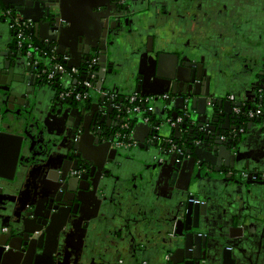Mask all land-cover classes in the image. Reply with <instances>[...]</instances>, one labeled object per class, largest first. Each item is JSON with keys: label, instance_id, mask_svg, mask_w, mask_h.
Here are the masks:
<instances>
[{"label": "crops", "instance_id": "1", "mask_svg": "<svg viewBox=\"0 0 264 264\" xmlns=\"http://www.w3.org/2000/svg\"><path fill=\"white\" fill-rule=\"evenodd\" d=\"M120 1L121 0H63V15L68 22L63 25L62 29L50 32L48 28H42L40 25L39 29H36L34 34L32 33L31 35V33H29L36 44H48L47 41L50 42L49 39L54 37L53 44L55 50L58 51L56 55L59 60H65L66 58V65H71L72 67L82 70L87 67L86 65L93 59H96L98 64L97 67H95V72L98 78L97 83H95L96 95L93 96L97 97L98 102H100V98L106 91L123 96L132 95L134 93L140 94L136 91L138 85L146 92H155L158 88L161 90L162 87H165L161 86V83L155 80L159 62H157V56H155L154 61L152 60L153 56L149 51L148 39L151 35L153 36L154 25H152L147 34L141 37V44L137 51L139 58L136 57L137 61H134L135 69L138 67L137 69H140L142 73L138 74L139 71L135 70V74L131 77H127L125 74L116 75L112 73L109 78L106 76L107 68H105L103 72L104 69L99 67L102 56L98 51L100 50L99 47H101L103 33L112 31L111 36L114 38L120 30H112V23H117L120 19H122L124 23L126 18H129L126 20H130V24L132 21L135 22L133 20V15L136 14L135 12H138L137 6L142 2L141 0H127V4H123L124 7L122 6L121 8ZM144 1L148 3V0ZM25 2V0H1V5H14L17 9H23L22 6ZM209 2L208 4L204 3L205 8H202L200 13H198L199 23L196 26L197 32L191 34L192 36L198 37L194 44H198L202 47V45L207 44L206 40L209 39V36L213 35L211 40L215 38L216 42H213V44L208 43L207 46L212 47L213 45V47L216 48L214 52H216L217 56L221 54L219 48H221L222 42L226 41L228 48L231 46L238 48L235 51L237 53L239 49H244L243 52L238 53L239 59H244L250 64L249 66L246 64L249 69L243 72L245 74L232 75L229 74L228 71L223 72V77H220L213 85L215 93L213 98L214 100L224 101L223 106L228 102L229 104L233 103L234 106L238 104L241 105V107L236 106L235 108L248 109V107H250L253 109L261 101V98H264V8L257 10L261 12V15L257 16L256 12L250 13L247 8L241 7L242 3H240L239 0H212ZM119 8H121V12H119ZM125 10H127L129 14L125 15ZM16 14L17 16H22L20 11H16ZM158 15L162 18L160 19L161 21L156 24L157 26L164 23L163 16H161V14ZM34 26L35 24L31 23V27L33 28ZM123 36L124 35L121 33L117 38L121 39L120 41L123 40V43H125V38ZM14 38L15 36L12 33V29H10L7 19L3 17L2 11H0V51H12L14 54L16 52L13 47ZM227 41H229V43ZM113 45L111 53L113 55V60L117 61V57L124 53H118L119 45L116 42ZM123 48L125 49L124 55L127 53V57L129 58L131 52L130 50L126 52L128 45L125 43ZM172 53L173 52L170 50L169 54ZM4 60L15 62L17 59L15 60V58H13L10 60L9 57H5ZM221 61L222 57L220 55V63ZM152 63L154 67L151 66ZM26 65L27 62L22 68L17 67L14 74L20 78L29 77L30 73L24 70ZM101 72L104 73L102 79L104 90H99V88H97L101 80L99 76ZM172 73L173 66L171 59L169 56H166L160 61V74L170 77ZM89 74L90 71L87 76H84L88 78ZM140 76L149 78L143 81L138 79ZM237 76L239 79L234 82L233 80ZM166 77L157 79L169 83V79ZM58 83L61 87L63 86V89H70L75 84V81L71 77H64L60 79ZM170 83H173V81L170 80ZM25 86L26 85H24V87ZM26 88L27 86L25 89ZM182 88L183 87H181L179 91H181ZM172 90L170 92L171 95ZM22 91L24 93L22 100L29 103V107L26 106L25 108L29 112L31 111L29 117L30 121L28 120V126H26L29 127L28 131L31 133L44 125L40 123V117H46L48 122H55L56 125L58 124L61 128L68 124L73 125L77 119L79 120L77 124H84L83 120L85 118L82 119L83 116H81L80 112L75 111L74 107L71 109L62 108L61 114L54 112V104L64 103V101L59 98V94H57L51 86L39 85L37 83V86L33 89L34 95L28 94L25 90ZM56 97L57 100L55 101ZM94 100L97 101L96 99ZM102 101H105V99ZM84 106L86 105L80 104V107ZM261 106L263 107L264 105ZM101 107L102 105L99 104L98 109L100 113H102L104 109ZM234 109L232 113L236 115ZM70 117H72V119H69ZM156 117H158L156 119L157 121L159 118L162 119V115L159 113H157ZM261 118L264 121V116ZM256 119L257 118L252 120V122L246 123L247 125H241L245 126V129L244 127L242 129V135L245 136L241 141L237 142L238 147L227 149L220 146L221 148H217L215 153L212 152V154L207 153V151L205 152V150L201 151V153L204 154V158L209 162L204 161L203 163L217 170V172L214 173L215 175L218 177H228L225 173V166H229L233 163L231 156L234 155L236 157L234 165L240 170L247 171L248 168L249 171H251H248L250 177L253 176L255 171L260 173L261 169L264 170V122L257 123ZM118 121L119 120L111 116L108 123L99 122V124L103 126L104 130L107 129L112 132L117 128ZM154 124L155 122L150 125L154 126ZM160 124L163 130L161 129L158 131V137H161V140H165L169 138L170 133L163 123ZM248 124H250L249 127ZM61 131L62 129L58 131L60 133L54 137L55 139L58 138L57 136H61ZM141 133L138 134L136 131L133 132L132 138L134 141L137 140L136 142H143L150 146L154 138L151 136L148 138V135ZM29 144H31L30 141L28 145L25 142L18 162H21L22 156L25 157V155L28 154ZM36 144L40 145L38 142H35V145ZM15 146L16 144L14 142H10L8 147H3L5 149L2 148L4 150L3 154L1 152L2 157L10 164L11 162L4 154L5 151L9 149L14 150ZM234 150L236 151L235 153ZM161 151L164 153L165 149H161ZM154 154V150L148 149V151H145L142 149H135V151L127 150L120 155L117 165L120 167L123 166L125 170H120L121 172L119 171V173H117L115 179L117 184L114 183L115 189L113 191L107 186V194L110 201L105 206V213L101 218L100 223L102 224V228L100 229L98 223L94 225L92 229V232H95V237L93 238L94 243L88 250V253L94 258L92 262L96 264H129L132 263L133 260H136L139 263L142 253H144L145 250H153V246H155L153 245L154 242L162 238V236L167 233L168 229L171 231V226L168 227L166 224L169 222L167 215L170 210L173 209L172 207L175 206L172 204L174 193H172L173 188H171V181L175 169L173 171L172 169L170 170L169 168L166 169L163 167V159H159L160 163L157 164ZM170 163L171 162H168L167 165ZM5 171L9 173L8 169ZM198 172L200 171L188 163L186 166L184 165L183 170H180V172L176 170L178 177H175L177 181H179L181 187L182 185L187 186L188 183L191 182L195 189H197L195 196H199L201 204L205 205L207 210H211L212 217H208V223L211 225L210 228H205V231H207L209 235L212 232L214 235L212 241L215 243L219 242V238L223 235V231H225L224 225L228 224L227 217H237L243 220L242 223H244L245 226L241 224L240 227L243 229L242 232L236 235L232 240L230 239L235 242V244L232 245L233 254L237 258L234 264H264V185L262 183L239 185L232 183L234 177H232V180L230 179L231 181H223L216 179L211 173L206 176V173ZM2 173L5 172L2 171ZM189 174L190 176H188ZM262 174L264 175V173H261V175ZM37 175L38 173L34 176ZM196 176L200 177V179ZM187 177H189V181L186 180ZM143 186H148V189L145 190ZM213 199L214 201H212V204H208V201ZM215 199L218 202L216 205ZM155 200L159 202V205L154 203ZM94 209L95 204L93 202L88 201L82 204V210L87 216L91 215ZM225 210L227 214H224ZM238 226L239 225L236 226V229H238ZM159 227H165V232L162 236L157 232ZM6 228L4 227L3 234L7 233ZM80 234L81 232H78L75 236L72 234V241L68 248L71 253L68 254L64 252L63 256L65 259L61 257L59 260L61 261L60 264H73L75 256L72 253L78 250L77 246L79 247ZM59 249L61 250V248ZM220 250L221 248L216 251V254L214 252V256H220ZM208 253H213L209 247L206 249V254ZM101 254L106 256V259L103 261L100 260ZM157 259H159V255L155 256V260ZM86 263L91 264L90 259H88ZM214 264H231V262H223L222 260L219 261V258H215Z\"/></svg>", "mask_w": 264, "mask_h": 264}, {"label": "water", "instance_id": "2", "mask_svg": "<svg viewBox=\"0 0 264 264\" xmlns=\"http://www.w3.org/2000/svg\"><path fill=\"white\" fill-rule=\"evenodd\" d=\"M25 1L26 2L22 6L23 9L16 8V11H20L21 15L23 16L25 13H27L28 15L26 18L22 16L24 20L35 24L33 28L30 26L31 35L32 33L34 34L36 29H39L40 25L42 28H48L50 32H55L56 30L62 29L64 24H67L68 21L63 15L62 4H60L61 0ZM125 12V15L129 14L127 13V10H125ZM135 13L136 14L133 15V20L135 22L132 21L131 24L129 23L130 20H126L129 18H126L124 20V23L122 22V19H120L119 22L111 24L112 30H120L117 36L114 37L117 39L116 43L119 45L118 53L125 54L123 45L126 43L128 45L126 52L127 50H130L131 52L129 58L127 57L126 53V55L123 54L118 56L116 59L117 61H114L113 55L111 53L114 44V38H112L111 36L112 31L109 33H103L101 47H99L100 50L98 51L102 56L99 67L104 69L103 72L105 71V68H107L106 76L108 77L111 76L112 73H115L116 75L125 74L127 77H131L135 74V70L139 71L138 74L142 73L140 69H137L138 67L135 69L134 61H137V51L139 50L142 39V36L139 33V29L142 26H145V20L147 19V16L146 13ZM122 23L124 24V26ZM156 24L157 22H155L153 26V36L151 35V37L149 38V51L153 56L152 60L154 61L155 56H157V62H159L155 74V80L161 83V86L165 87H162L161 90L158 88L155 92H146L140 85H138L136 87V91L139 92L142 96L155 97L157 101L155 106L156 111L154 113V116H152V120H155V115H157V113L162 115V119L159 118L158 121H155L154 126H151V123H145L141 116L138 117L140 121L138 125L135 126L134 131H136L138 134L142 131L141 134L148 135V138L151 136L154 139L153 143L150 146L146 145L143 142H139L137 149H142L145 151H148V149L154 150V157H156L155 161L157 162V164L160 163L159 159H163V167H165L166 169L169 168L170 170L172 169L173 171L175 169L174 176L171 181V188H173L172 193H174V200L172 201V204L175 206L172 207L173 209H171L169 214L167 215L169 222H167L168 224L166 225L169 227L175 221L179 222L181 230L182 225L185 228L184 230H182V233L184 234H182L183 236H181L183 237V240H185V247L183 250L184 259L180 261V264H214L215 258H219V261H230L231 264H234L236 263L237 258L232 251V245L235 244V242L231 240L236 235L242 232L243 229L240 226L241 224L245 226V224L242 223L243 220H240L237 217L228 218L226 215L228 224L224 225L225 231H223V235H221V237L219 238V242L217 243L212 242L211 244V241L207 239V236L200 237L199 235H195L192 232V229L198 231L199 228H190L189 222H200L201 218L208 221V217H212L210 212L211 210H207L205 205H201L199 196H195V194L197 193V189H195L194 185L191 182H189L187 186L182 185L181 187L179 181H177V178L175 176L178 177V173H176V170L180 172V170H183L184 165L186 166L188 163H190V165H193L195 169L200 171L198 173L204 172L206 173V176L211 173L212 176H215V178L219 180H232V177H234L232 181V183L234 184L243 185L248 183H262L264 185V175H261V173H264L263 169H261L260 173L258 171H255L253 176L251 175L252 177H250V175L248 174V168L247 171L242 169L240 170L236 165H234L236 158L234 155L231 156V160H233V163H231V165L229 166H225V173L226 175H228V177H218L214 174L217 172V170L203 163L204 161H208L204 158V154L201 153L202 150H205V152L207 151V153L212 154V152L215 153L217 148L219 149L222 146L223 148L227 149H232V147L236 148L238 147L237 142L241 141V139L245 136L242 135V129L243 127L245 129V126H241V124L236 125L235 117H237V115H234L232 113L233 109L236 106L241 107V105L238 104L234 106L233 103L229 104L228 102H226V104L223 106L224 101L222 102V100H214L213 98V95H215L213 85L217 82L218 77H223V72L228 71L229 74L234 75L241 74L239 73V71H242H237L239 68L235 64H223L226 63V54H228V50L223 49L221 54L218 53L221 55L222 60H224L220 63V55L216 57L209 55L200 45L194 44L195 42L190 46H186L185 44H183L181 38L183 37L184 33L178 26H175L174 23L168 22L166 24L163 23L159 26H157ZM12 33L14 34L13 30ZM121 33L124 35L123 37L125 38V43H123V40L120 41L121 39L117 38L121 35ZM194 38L197 39L198 37ZM53 39L54 37L52 39H49L50 42L47 41L48 44L39 43V45L46 49V51L48 52L47 53L45 51V53L49 54L50 56L56 55L58 53V51L55 50ZM18 48L19 47L16 45V48L14 49L16 52L14 54L12 51H0V77L9 76L10 80H12L16 68H19V66H21L22 61L24 64L27 62L24 70L25 72H29L30 76L24 77V80H22V78L18 79L16 76L15 80L22 81L23 84L27 86L26 89H28V94L30 93V95H34L33 89H35L37 83L39 85H46V82H43L44 80H42L41 78L40 64L33 65V62L37 58H40L41 60L45 59L46 61H48L49 59L47 57L43 58L40 55H38L37 57L33 56L32 58H28L25 52H22L23 54H21L19 51L17 52ZM170 50L175 53L169 54ZM166 56H169L174 67L173 73L170 77L162 76L160 74V61ZM5 57H9L10 60L13 58L17 60L15 62H11L8 60H4ZM124 59L127 60V63L125 65L120 64ZM151 66L154 67V64L152 63ZM68 67L72 66L68 65ZM216 71L218 73V76ZM103 72L99 73L101 80L98 83L97 87L101 90L104 87L102 81L104 77ZM165 77L169 79V83H165L166 81L164 82L157 79ZM147 78L149 77H138V79L143 81H146ZM238 79L239 77L237 76L233 81L236 82L238 81ZM170 80L173 81V83H170ZM58 86L59 84L56 83L55 87ZM181 87L183 88L181 91H179ZM171 90V101L167 102L158 100V97L170 94ZM21 92H19L17 88L14 89V92L11 94L10 99L14 101L15 97L22 98L24 93L23 91ZM56 100L57 97L55 101ZM262 100L263 98H261V101ZM14 104L17 105V103ZM73 105V103L67 102H61L56 105L54 104V112H56L57 114H61L62 108L71 109L74 107L75 111L81 113V116H83L82 119L85 118L83 120L84 124L88 114L96 115L97 118L94 121V125L99 124V122L108 123L113 113V109L110 104L106 107V109L102 110L103 114L100 113L98 106L83 108L77 105ZM2 106L5 107V104L0 98V264H25L26 258H23L24 254H26V257L29 253H33L35 248L42 249L41 247H43V243L48 239V237H53L54 240L58 239L62 241L65 236L67 237V234L69 236H72V234H74L75 236L78 233L77 226H80L81 224H83L82 222L84 220H87V218H89L84 214L82 210V204L85 203V199L84 197H81L84 196L83 192L88 191L90 188V186L86 187L87 185L85 187L82 186L83 182L88 180V177H84L82 179H76V177H74L73 171H75L76 167L73 165V159H75V162L77 164L78 158H80L81 156L78 153L79 150L76 145L80 144L83 140H86L87 144H89L90 141H93L96 146H100V140L98 138L101 136L102 132H97V137H95L94 132L96 128L92 125L86 126V131L84 135H82V139H76L73 142L75 143V148L71 147L69 148V152L67 154L59 155L62 160L61 164L54 162L52 159V155L54 152L53 143L56 140L53 139L48 141V139L42 136L40 141H38V143L40 144V146L38 147L39 152H34L36 147L34 148L31 146V144H29L30 157L26 159L22 156L21 162H18L19 156H21L20 153L23 143L26 140V143L28 145V142H31L32 138L35 137L36 139V135L34 136L27 130H23L21 134H25V136H21L20 124H15L14 121L8 117L9 112L5 111V108ZM27 107H29V103H27ZM249 108L250 107H248V109ZM11 109H14V107H12ZM241 110L245 111L247 109ZM28 112L29 111L25 112V114L28 115L26 117L27 120L31 115V111L29 113ZM180 115L185 117V122L189 125L182 124L177 125L175 128L172 127L169 121L176 120ZM157 118L158 117H156V119ZM69 119H72V117H70ZM256 121L257 123L264 122L262 118H257ZM249 122L252 121H247V123ZM160 123H163L165 128H167L169 130L168 132L170 133L169 138L165 140H161V137H158V131H160L161 129L163 130V127L161 128ZM120 125L122 124L121 120L119 119L117 126ZM249 125L250 124H248V127ZM65 127L71 126L67 125ZM77 131L78 130L75 129V138L77 135ZM184 131L192 134L194 139L192 141L186 139L184 137ZM223 137L227 138L226 141H222ZM183 138L186 145L179 141V139ZM112 141L113 139L110 138L109 141H106L103 144L104 151L107 156L110 155L112 159H116L117 152L110 149ZM170 141L173 142L174 146H176L173 152L171 151L172 148ZM10 142H14L17 147V157L16 160H14L13 164L12 162L10 164L8 161H6L1 154V149L3 147H8ZM161 149H165V152L162 153ZM74 151H76L78 154L68 156L69 153H72ZM126 151L127 150H122L121 152H119L118 156ZM235 152L236 151L234 150V153ZM168 162L171 163L167 165ZM108 168H111L110 164L108 165ZM7 169L9 170V173H6L5 170ZM2 171H4L5 173H2ZM243 172H246L247 174ZM36 173H38V177L36 180L38 184L35 187V192L40 191V193H38L37 195V200L34 198L31 201V199H26L23 197L25 193L29 194L31 192L30 190L32 185L36 183V181H33V176ZM190 174L188 176H190ZM197 178L200 179V177ZM186 180L189 181V177H187ZM108 181L109 180H107V182ZM108 186L111 191L115 189V186H113L112 182ZM143 188L147 190L148 186H143ZM43 191H45L47 194L43 195V200H41ZM90 194L94 195L97 194V192L94 191ZM68 198H70L71 200L67 202ZM108 198L109 197L107 195V201ZM98 199H102L101 194L98 195ZM216 199L215 205L218 204ZM212 201H214V199L208 201V204H212ZM154 203L156 205H159V202L157 200H155ZM224 214H227L226 210L224 211ZM86 225L88 226L89 224L86 223L85 226ZM237 225H239L238 229H236ZM4 227L7 229V233L3 234L2 232L4 230ZM42 229H44L45 231L42 233L39 239H34V234L40 232ZM164 230L165 227H159L157 232L162 236V234H164L165 232ZM169 232L171 231L168 229L166 237H168L167 234ZM211 237L213 236H210L208 238L212 239ZM70 238L72 239V237ZM194 239L196 240L195 244L193 242ZM158 240L162 242V238ZM155 243L156 242H154L153 245H155ZM7 246L10 247V249L9 251L4 252V249ZM193 247L195 248V250ZM208 247L213 251L212 254H206V249H208ZM220 248L221 255H218L217 257L216 255L214 256V252L216 254V251ZM62 253L63 252H60V255ZM72 254L75 256L73 264H86L87 259L82 260L81 257L78 256L77 252L73 251ZM167 256L168 253L164 252V254L159 256L160 258L157 260L159 262H161L162 260L166 261L168 258ZM158 261L155 262L158 264ZM60 262L61 261H59L58 264H60ZM30 263L49 264L48 261L45 260V258L44 260H35L33 258ZM173 264L178 263L173 261Z\"/></svg>", "mask_w": 264, "mask_h": 264}, {"label": "flooded vegetation", "instance_id": "3", "mask_svg": "<svg viewBox=\"0 0 264 264\" xmlns=\"http://www.w3.org/2000/svg\"><path fill=\"white\" fill-rule=\"evenodd\" d=\"M141 1H142V2H140L141 4L139 6H137L138 12L146 13V16H147V19L145 20V26H142L139 29V33L141 34V36H144L145 34H147L150 31L152 25H154V20H155V22L157 20V23H159L161 21L160 19L162 17H159V15H158V14H161V16H163L165 24L168 22L169 23L172 22L175 24V26H178L181 29V31L184 33L183 37L181 38L183 44H185L186 46H190L196 40L194 38L195 36L192 37L191 34L193 32H197L196 26L199 23L198 22V17H199L198 13H200L202 8H205L204 3L208 4V2L212 1V0H208V1L207 0H148V3H146L144 0H141ZM62 2H63V0H61L60 4H62ZM127 2H128L127 0H121L120 1L121 4L119 3L120 7L122 8L123 4H127ZM239 2L242 3L241 7L247 8V10H249L250 13L256 12L257 16L261 15V12H258L257 10H260V8H262V9L264 8V0H247V1L246 0H239ZM244 2H245V4H244ZM209 3H212V2H209ZM1 4L2 3L0 0V11H2L3 17L7 19L8 24L14 25V23H16V21H18L20 24L25 25L28 33H30L31 23L29 21L24 20V18H23V17L26 18L28 14L25 13L24 16L22 15L23 17L17 16L16 7H14V5L4 6ZM11 7H14V8H11ZM121 8L118 9V10H120L119 12H121ZM154 17H155V19H154ZM10 29H12V28L10 27ZM212 38H213V35L212 36L210 35L209 39L206 40L207 44L208 43L213 44V42H216L215 38H214V40H211ZM115 42H117L116 38H114V43ZM149 42H150V39H148V45H149ZM227 42L229 43V41H227ZM222 43L223 44H222L221 48H219L220 51L222 52L223 49L228 50V54H226V63H223V64H226V65L235 64L239 68L237 71L241 70L242 72L239 71V73L245 74L243 72H245V70L249 69L247 66H249L250 64H248L247 61H245L244 59H239V54H238V53L243 52L244 49H239V51L237 53L235 51L238 48H236L234 46H231L230 48H228L227 47L228 44L226 43V41L222 42ZM207 44L202 45V48L209 55L216 57L217 54H216V52H214V51H216V48L213 47V45H212V47L211 46L208 47ZM37 46L40 48V51H42V52L46 51V49L41 47L39 44H37ZM13 47H14V49L16 48V39L15 38H14ZM147 50H148V48H147ZM18 51L21 54H23L22 53L23 50L18 48L17 52ZM174 53L175 52H173V54ZM235 53H237V54H235ZM38 55H41V54L39 53ZM48 56H50V55L48 54ZM54 56H57V55H54ZM138 57H139V55H138ZM56 58L59 59L58 56ZM222 61H224V60H222ZM126 63H127V60L124 59L120 64L125 65ZM246 64H247V66H246ZM24 65L25 64L22 61L21 66H19V68H21ZM28 65H29V63H28ZM172 66H173V64H172ZM173 70H174V67H173ZM216 73H217V71H216ZM217 76H218V73H217ZM15 77H16L15 74L13 75L12 80H10L9 76H6V77L1 76L0 77V96H1L0 98L3 101V103L5 104V107L4 106H2V107L5 108L4 109L5 111L9 112L8 117L11 120H13L15 124H18V123L20 124V126H21L20 134H21V132L23 130L28 131V128H29V127H26V126H28L27 122L30 119V118H28V120H27L26 117L28 115L25 114V112L28 111L25 108L27 106V103L24 102V100H22L23 98L15 97L14 101H12L10 98H11V94L14 92V89L17 88V90L19 92H21L22 90H26L27 93H28V89H25L22 81H20V80L16 81ZM17 78L21 79L20 77H17ZM24 79L25 78L22 77V80H24ZM219 79H220V77H218L217 80H219ZM43 80H44L43 82H46V85L51 86L45 80V78ZM106 93H107V95H102V97L100 98L101 103L98 102L97 97L93 96L91 98L90 102L88 104H85L86 106H84L83 108L91 107V106L94 107V106H98L99 104H101L102 105L101 108L106 109V107L110 104L112 106V109H113L112 117L119 120L118 116L120 114L117 111L116 107L120 106V104L117 103V99L120 95L119 94L116 95V94H113L112 92H108V91H106ZM57 94H59V92H57ZM111 95H113V99L110 98ZM167 95H168V99H169L167 102H169L172 100V95L171 94H167ZM123 96H129V95H123ZM94 99H96L97 101H95ZM104 99H105V101H102ZM14 103H17V105H15ZM21 104H24V105H21ZM76 105L77 104L74 103V106H76ZM77 106H80V105H77ZM12 107H14V109H11ZM121 107H122V109L124 108L123 106H121ZM95 114H97V113H95ZM96 118H97L96 115L88 114L86 117L85 124H83V125H80V123L77 124L79 121L77 119V121L73 124L74 126L71 124L70 125L68 124V126H71V127H63L61 125L62 126V128H61L58 124L56 125L55 122H53V123L48 122L46 117L45 118L40 117L39 118L40 123H43L44 125L43 126L41 125L42 127L38 128V131L34 130V132H32V133L30 131H28L32 135H34V136L36 135V139H35V137L32 138V141L30 143H31L32 147H34V148L36 147L35 151L33 148V151L39 152L38 147L40 145H37V144L35 145V142L37 143L38 141H40L42 136H44L46 139H48V141L53 140V138L56 137V135L58 133H60L58 131H60L62 129L61 136H57L58 138H56V139L54 138V140H56V141L53 143L54 152L52 155V159L54 162L59 163V164H61V161H62L59 155L67 154L69 152V148H71V147L75 148V143H73V142L76 139H82V137H83L82 135H84V133L86 131V126L92 125L93 127L96 128V130L94 132L95 137H97V132H99V131L102 132L101 136L98 138L100 140V142H99L100 146H96L93 143V141H90V143L87 144V141L83 140L80 144L76 145L78 147V150H79L78 153L81 156L80 158H78L77 164L75 162V159H73V165L76 167L75 171H73L74 177H76V179H82L84 177H88V180L84 181L82 186L83 187H85L86 185H87L86 187L90 186L89 190L87 189L88 191H84L83 192L84 196H81V197L82 198L84 197L85 203L89 201V202H93L95 204V209H94L93 213L91 215H88V217H89V218H87L88 221L84 220L82 222L83 224H81L80 226H77V229H78L77 232H81V234H80V240H79V247L77 246L78 250L77 251L75 250L78 253V256L81 257L82 260L90 259L91 264H96L95 262H92L94 258L88 253L89 247H92L93 243H94L93 238L95 237V232L93 233L92 229H93L94 225H96L98 223H99L100 229L102 228L101 227L102 224L100 223L101 218H102L103 214L105 213L104 212L105 206L110 201L109 198H108V201L106 200L107 195H108V194H106L107 193V186L111 182H112L113 186L115 184H117L115 181L117 173H119L120 170L121 171L125 170L123 166L120 167L117 165V162H118V159L120 156V155L118 156V154L123 149H118V148L114 147V144L116 141V135H117V132H119L118 129L120 126H117V128H115L112 132L107 130V129L104 130L103 126L100 124L94 125V121L96 120ZM259 118H261V117H259ZM75 129L78 130L76 132L77 133L76 138H75ZM21 136H25V134H21ZM110 138L113 139L110 149L115 150L117 152L116 159H112L110 157V155L107 156L105 154V151H104V145L103 144L106 141H109ZM226 139L227 138H225V141H226ZM25 142H26V140H25ZM25 142L23 143V146H24ZM138 144H139V142H137L136 147L130 148L128 150L130 151V150L137 149ZM23 146H22V148H23ZM3 149H5V148H3ZM3 149L1 150L2 154L4 151ZM16 153H17V147L15 146L14 150L9 149V150L5 151L4 155H5V157L7 156V159L10 162H12V164H13L14 160H16V157H17ZM78 153L76 151H74L72 153H69L68 156H71V155L73 156V155L78 154ZM29 157L30 156H29V151H28V154L25 155V158L27 159ZM109 161H110V163H109ZM108 163L111 165V168H108V165H109ZM86 164H88V165H86ZM37 177H38V175L33 176V181H36ZM107 180H109L110 182L109 181L107 182ZM86 183H88V184H86ZM37 184L38 183L33 184L31 187V190H30L31 192L29 194L25 193L23 198H26V199L29 198V199H31V201L34 198L35 199L38 198L37 195H38V193H40V191L35 192V187ZM94 191H96L97 194H94V195L90 194L91 192H94ZM45 194H47V193L45 191H43V193L41 195V200H43V195H45ZM99 194L102 195V199H100V200L98 199ZM70 200L71 199L68 198L67 202ZM75 203H76V200H75ZM200 203H201V201H200ZM16 218H18V217H16ZM64 220H66V219H64ZM86 223L89 224L88 226L86 225L87 227L85 226ZM210 225L211 224H209L208 221L204 220L203 218L200 219V222H196V221L189 222L190 228H195V227L199 228L198 231H196L195 229H192V232L195 235H199L200 237L207 236V239L210 240L211 244H212L213 237H211L212 239H209L208 237L214 236V235L212 234V232L209 235V233L207 231H205V228H207V227L210 228ZM184 229L185 228L182 225V230H184ZM182 230L180 229L179 222L174 221L173 224H171V232H169L167 234L168 237H166V234L165 235L162 234L163 235L162 236V242H160V240H156L155 246H153L154 247L153 250H151V249L149 251L145 250V252L142 253V255H141V259H140L139 263L136 260H133V262L129 263V264H157L155 261H158V260H155V256L156 255L161 256L162 254H164V252L168 253V256H167L168 258L165 262H164V260H162L161 262L158 261V264H173V261L180 264V261L182 259H184L183 258V254H184L183 250L185 247V240H183V237H181V236H183L182 234H184V233H182ZM44 231L45 230L42 229L40 232L35 233L33 236L34 239H39V237L42 235V233ZM6 232H7V229H6ZM206 233H208V234H206ZM70 237H72V236H69L67 234V237L65 236L63 238L65 240L62 239V241H60L58 239L54 240L53 237L52 238L48 237V239L44 241L43 247H41L42 249L35 248L33 253L32 252L29 253L26 257H25L26 254H24L23 258L24 259L26 258L25 264H31L30 262L33 260V258L35 260L36 259L37 260H39V259L44 260V258H45V260H47L49 264L59 263L60 257L65 259L63 256L64 252H66L68 254L71 253L68 249L69 245L71 244V241H72V239ZM195 241L196 240L194 239L193 240L194 244L196 243ZM14 245H16V244H14ZM59 248H62L63 250L62 249L60 250ZM9 249H10V247H8V246L5 247L4 252L9 251ZM194 250H195V248H194ZM60 252H63V253L60 255ZM44 254H45V256H44ZM100 256H101V259H100L101 261L106 259V256H103L102 254ZM97 264H99V263H97Z\"/></svg>", "mask_w": 264, "mask_h": 264}, {"label": "built area", "instance_id": "4", "mask_svg": "<svg viewBox=\"0 0 264 264\" xmlns=\"http://www.w3.org/2000/svg\"><path fill=\"white\" fill-rule=\"evenodd\" d=\"M10 27L14 31L16 45L19 47V49L26 53L28 58H32L33 56L37 57L40 53V56L47 57L49 59L48 61L52 62L50 66L41 69V76H43L48 83H54L53 81L55 79V82H58L64 77H71L75 81V84L70 89H62L59 92V98L62 101L79 105H85L90 102L93 95H96L95 83H97L98 78L97 73L95 72V67H97L98 64L96 59H93L88 65H86V73L83 74L82 70H79L75 67H68L65 62L67 60L66 58L65 60H59L54 55L48 56V54H46L44 51H40V48L33 41L25 25L16 21V23H14V25L11 24ZM39 64L40 60H38V58L34 60L33 65ZM89 71L90 74L87 78L84 75L87 76ZM103 95H107V93H103ZM110 98L113 99V95H111ZM158 100L168 101V95L160 96L158 97ZM126 101L128 102V106H124L123 109L121 106L116 107L120 114L118 117L121 120L122 125H120V129L122 132H117L114 147L123 150H128L137 146V142L132 138L133 132H125V130L130 129V118L132 116L142 115L145 112H148L151 116H153L156 111L155 106L157 102L155 97L142 96L136 93L129 95V97L126 98ZM263 107L249 110L247 112V116L252 120L262 117L264 115ZM234 112L236 115H239L241 113V108H235ZM143 120L147 124L151 123L149 116H143ZM169 122L171 123V126L175 128L177 125L182 124L183 117H178L176 120H170ZM222 140L224 141L225 138H222ZM170 144L172 148L171 151L173 152L176 146H174L173 142L171 141Z\"/></svg>", "mask_w": 264, "mask_h": 264}, {"label": "trees", "instance_id": "5", "mask_svg": "<svg viewBox=\"0 0 264 264\" xmlns=\"http://www.w3.org/2000/svg\"><path fill=\"white\" fill-rule=\"evenodd\" d=\"M37 45V44H36ZM44 58V57H43ZM39 60H41V59H39ZM52 62H48V61H46L45 59L44 60H41L40 61V70L41 69H43V68H45V67H48V66H50V64H51ZM85 69L86 68H83L82 69V72H83V74H85ZM41 78H42V80L44 79L43 78V76H41ZM56 80V79H55ZM55 80L53 81L54 83H52V84H50L51 85V87L53 88V89H55V91H57V92H60L62 89H63V86L61 87L60 86V84L58 83V82H55ZM56 83H58L59 84V86L58 87H55V84ZM120 95V94H119ZM118 95V96H119ZM127 97H129V96H119L118 97V99H117V103L118 104H120V106H128V102L126 101V98ZM259 105V106H258ZM258 105L255 107V108H253V109H257V108H259V107H262L261 105H264V98H263V100L262 101H260L259 103H258ZM252 108L251 109H247V110H245V111H242L241 110V113L239 114V115H237V117H235V123L236 124H241V125H244V124H246L247 123V121H252V119H250L248 116H247V112L249 111V110H253ZM139 116H141L142 118H143V116H149L150 117V120H151V123H154L155 121H156V118H155V120H152V116L148 113V112H145L144 114H142V115H139ZM139 116H132L131 118H130V121H129V123H130V129H128V130H125V132H129V131H131V132H134V129H135V126L139 123V119H138V117ZM182 115H180L179 117H181ZM183 117V122H182V124H186V125H189L188 123H186L185 122V117L184 116H182ZM254 120V119H253ZM181 124V125H182ZM119 131H121L122 132V130L120 129V127H119V129H118ZM124 131V130H123ZM184 137L186 138V139H188L189 141H192L194 138H193V135L192 134H189V132H185L184 131ZM173 140V139H172ZM179 141L181 142V143H183L184 145H186L185 143H184V138L183 139H179ZM188 144V143H187Z\"/></svg>", "mask_w": 264, "mask_h": 264}, {"label": "rangeland", "instance_id": "6", "mask_svg": "<svg viewBox=\"0 0 264 264\" xmlns=\"http://www.w3.org/2000/svg\"><path fill=\"white\" fill-rule=\"evenodd\" d=\"M57 92V91H56Z\"/></svg>", "mask_w": 264, "mask_h": 264}]
</instances>
